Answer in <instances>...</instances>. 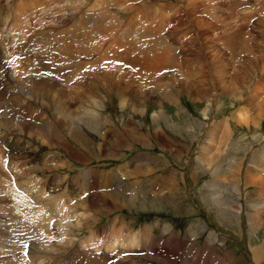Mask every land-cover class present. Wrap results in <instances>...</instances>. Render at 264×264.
<instances>
[{"label":"rangeland","instance_id":"374dc122","mask_svg":"<svg viewBox=\"0 0 264 264\" xmlns=\"http://www.w3.org/2000/svg\"><path fill=\"white\" fill-rule=\"evenodd\" d=\"M103 1L108 3L116 1V6L120 5L119 8L124 11L121 13L125 18L140 15L139 12H142L143 17L149 19V23L153 20L152 23L156 27L153 29L155 34L157 33L155 39H158L155 43L158 53L177 55L182 63L174 61L171 65L162 66L160 72L170 73L160 78L159 74L157 82L160 86L155 87L152 86L154 82L150 86L147 81L136 75L130 61L126 64L120 59L122 50L115 55L116 57L111 55L113 58L106 61L103 59L100 65L96 62V66L92 61L91 66H83V68L89 67L88 74L83 75L84 82L75 81L77 79L75 78L69 83L64 78L65 81L57 78L64 84L62 89L68 86L73 88L77 82L82 81L78 87L84 86L83 91L93 93L91 100L96 99L106 105L103 115L110 116L109 123L102 126L96 124L93 128L97 132L79 124L78 117L66 115L67 111L62 115L63 112L59 109L63 107L66 110L65 101L60 94L62 91H57L58 97L56 95L41 97L39 104L35 103L34 110L26 111L25 123L35 122L36 126L30 125L27 134L22 133L23 135L18 139L12 135L15 126L7 124L1 117L7 109L0 110V145H2L1 141H7L12 152L8 157L10 151L3 152L0 146V224H6L8 227L6 233L12 235L8 244V234L2 238L0 264L42 262L59 264L60 256L61 259L70 257L75 260L77 253L81 256L83 250L97 253L98 249L91 245L94 241L91 239L96 237L97 242L102 239L104 228L105 236L107 235L108 238L101 240L103 249L106 242V246H111L118 238L117 243L151 226L154 228L153 232L158 244L163 245V242L167 241L166 246L171 250H177V255L167 256L163 261L156 262L155 254H147L145 250H141L140 256L136 258L137 264H142L141 262L144 264L151 262L154 264H264V226L258 227L259 224L255 223V218L264 219V206L261 205L264 201V105L261 107L249 105L250 93L260 86H257L256 78L253 76L252 79V74H249L247 69L251 68L253 51L258 50L260 55L264 51L262 46L264 45L262 41L264 0H234L236 3L228 2L229 0H130L126 3L123 2L126 0ZM9 2L0 0V83H3L6 90L14 95L16 91L14 87L17 88L18 84L15 86L16 81L12 79L18 78L22 81L19 77L21 65L18 64L24 62L27 56L21 53L16 56V60V58L12 59L10 52L13 40L23 42L21 40L23 32L16 31L22 36L20 39L16 32L11 33L13 37L3 32L8 29V24L13 22L11 17L24 11L19 5L22 0H9ZM87 2L88 0H70V5L61 7L60 11L69 15ZM11 4H13L12 8L8 6ZM117 10L118 7H115L116 12ZM193 14L195 18L191 17ZM193 18L201 27L195 26ZM127 29L134 31L138 27L132 22V26ZM235 34H238L248 46L241 48V52L237 53L235 60L237 63L222 61L226 63V71L228 67L233 71L234 67L238 69L237 71L244 68L246 70L240 76L232 75L224 79L222 73H215L219 70V65L215 63L216 67H214V58L209 60L210 54H206L205 51L218 48L221 54L230 59L231 54L224 51L228 49L224 45V39ZM164 37L168 39L167 44L160 41ZM126 39L134 50L149 47L150 50L146 49V51L148 53L153 51L152 42H147L148 37L145 38L146 41L132 36ZM19 43L18 47L21 44ZM161 47L165 48L161 49ZM84 50H87V47L83 45ZM134 54L139 55L138 52ZM199 55L203 56L201 59L206 58L209 65L205 67L201 63L193 65V62H198ZM22 56L26 59L23 60ZM176 63L179 69L175 68ZM182 64H185L184 67L181 66ZM189 66L197 71L206 68L212 82L203 88L195 84L189 72L185 73L189 70ZM95 71L101 74L91 75V73L95 74ZM24 73H28L26 75L31 78L34 77L31 71ZM34 73L37 74L34 79L38 80V73ZM50 76L52 75L47 74L46 77L50 78ZM183 86L186 90L180 93L179 88ZM67 91L66 89L63 93H69ZM201 91H204L206 97L200 95ZM165 92L171 93L170 99L165 97ZM28 98L33 101L29 96ZM208 100H211L214 106L210 107L206 118L204 111L208 110ZM123 102L126 108L124 111L121 108ZM69 105V109L73 111L83 109L80 102L76 104L70 102ZM47 108H51V111L49 112ZM242 109L245 119L249 117L247 123L238 122L233 117ZM158 112L162 115L155 121L153 115ZM61 115L75 121L73 130L64 128ZM6 119L10 120L11 115ZM226 119H229L230 130H225L224 125L222 127L220 123ZM42 124L45 128L49 124L54 125L58 131L65 130L62 142L66 146L53 147L56 146V138H47L46 130H41V127H44ZM104 126H108V131L101 136L99 131L101 127L105 128ZM35 133L46 135L45 144L39 137H35ZM73 147L80 154L77 155L79 158L70 156ZM232 157L239 164L237 167L235 165L233 173L231 171L218 174L216 167L221 168L228 163L226 168ZM138 158L145 161L137 164ZM35 164L40 170L34 168ZM48 166H53L54 169L49 171ZM119 168H123L125 174L114 176L109 182L105 175L112 170L119 172ZM90 170L93 172L87 174ZM135 176H139V185L144 189V193L136 200H129L126 195L138 189L133 182ZM61 177L65 179H60ZM244 178L247 180V186ZM86 180L88 185L85 187ZM222 181L231 189L239 185L236 189L240 187L239 192L243 197L239 196L233 200L236 192H230L234 189H229V197L224 199V208L216 212L206 203V198L209 195L215 198L220 196L215 192L223 189L219 187ZM14 195L20 196L19 199ZM105 198L113 208L111 214L102 202ZM229 200L233 201L230 210ZM47 209L53 212H47ZM39 210L44 212L49 223L47 230L44 229L45 233L41 229L39 231L38 228H33L32 225L35 223L34 214ZM240 212L243 214L240 215ZM108 223H114L115 228L117 227L116 231L127 226L130 229L126 230L132 232L124 230L125 232H121L118 237L117 233L111 234ZM172 227L175 228V235L182 240L173 239L169 235L170 230L165 231L166 228ZM204 228L205 230L202 231ZM0 230L2 234L3 228ZM210 233L217 234L214 243L209 242L212 238ZM45 235L47 237L50 235L51 239H47ZM17 240L19 242H16ZM110 241L111 244H108ZM13 245H16L15 248ZM174 245L178 246L174 247ZM96 246L100 247L101 244ZM103 249L100 251L102 252ZM43 254L46 257L43 256L40 260L39 256ZM27 256L30 258L25 259ZM72 259L67 260L73 261ZM85 263L90 264V262ZM125 263L129 262L125 261Z\"/></svg>","mask_w":264,"mask_h":264},{"label":"bare ground","instance_id":"6f19581e","mask_svg":"<svg viewBox=\"0 0 264 264\" xmlns=\"http://www.w3.org/2000/svg\"><path fill=\"white\" fill-rule=\"evenodd\" d=\"M8 2H9V0H8ZM19 5L22 9H24V11L19 13V14L13 15L10 18L13 20V22L9 23L8 29L4 30L3 32L5 34L15 33L16 31L21 32V33L23 32L22 34H24V35L21 34L23 37L20 36V34L16 32L20 36L19 39L22 37L21 40L23 42L22 43L20 42L21 43L20 44L19 40H13L14 43L12 44L13 47H11L10 52L12 54V59H15L16 56L20 55L21 53L25 54L27 56V59L25 61L27 63L24 61V62H21V64H18V65H21V69H20L21 73L19 74V77L22 78V81H20V79L18 80V78H16L17 80L12 79L14 82L16 81L15 86H16V84H18L17 88L13 86L14 89H16L19 92L18 94L15 91L14 95L12 94L13 97L11 99H7L6 96L11 91L10 92L7 91L5 88V85L3 83H0V110H2L3 108L7 109V112L4 115H2L1 117H2L3 121H5L7 124H11V125L15 126L14 134H12L15 139L21 138V136L23 135L22 133H24V132H26V134H27L30 125L36 126L34 124L35 122H33L32 124H30V122L25 123L26 117L24 118V114L26 113V111H28V110L32 111V109L34 110L35 103L39 104L41 97H47L49 95H53V96L56 95V97H58L57 91H62V93L60 92V94L63 97H61V96L60 97L65 101L64 106L66 107V110H64L65 108H63V107L59 109L60 112L61 111L63 112L62 115L67 111L66 115L78 117L79 124H82V126H84L85 128L91 129L95 132H97V130L93 127L96 124H101V126H102L103 124L107 125L109 123L108 121L110 119L109 118L110 116L108 117V116L103 115V112L105 110L104 107L106 105L104 106V104L101 101H98L96 99L91 100V98H93L92 97L93 93L91 91H83L84 86L78 87L79 83H81L83 81L82 79H81L82 81L77 82L76 86H74L73 88H71L72 86L71 87L68 86L66 88L69 91V93H63L64 91H66V89L61 88L63 83L59 79H57V78H60L62 80L65 79L67 82L70 83L73 79L77 78L81 74L83 66H91L92 61L95 62V64L93 63L94 65H96L97 63L99 64L103 59H104L103 61H106V59L109 60V59L113 58L111 55L115 56L117 53L120 52V50H122L123 53H122V56L120 57V59L122 61L126 62V64H129V61H130V65L134 68L136 75H138L139 78H143L145 81H147V83H149L150 86H151L152 82H154L152 85L154 87L160 86V84L158 85L157 81L159 79L158 75L161 73L160 69L162 66L171 65V64H173L174 61H176L177 63H180V64L182 63V62H180V59L178 58L177 55L172 56L171 53L167 54L166 52H162V51H160V52H162V54L158 53V47L156 48V46H155V43L158 41V39H155L156 38L155 35L157 33L155 34V31L153 29V27L156 29L155 24H153L154 23L153 20H152L153 23H149L148 22L149 19H148V20H146V22L144 24L141 25V23L138 21L139 20L138 16H140V15H134V17L132 16V17H126L125 18L123 16V13L120 12L119 14L117 13L118 15L115 14V16H112L111 11H110V6H115V7L120 6V5L116 6L117 5L116 1L113 3H108V2L103 1V0L102 1L88 0L87 3H85L83 6H81L78 10L71 12L69 15L62 14L60 9L63 6L70 5V0H22V3ZM8 6L10 8H12L13 4L8 5ZM117 12H118V10H117ZM194 15L195 14H193V16H191V17H194ZM194 18L192 21L195 24V26L198 28L201 27V25ZM132 22H134V24L137 25L138 29H136L134 31L127 29V28H130L132 26ZM133 27H135V26H133ZM100 31H101L100 36L98 37L97 40L94 41L93 33L94 32H100ZM141 32H142V35H141ZM128 36H132L135 38L140 37V38H142L143 41L145 40L146 37H148L149 41H147V42H149V43L152 42V44H153V51H151L152 53L151 52L148 53L146 51V49L150 50L149 47L146 49H143V50H139V49L134 50V48L132 47V44L130 42H128L126 39V37H128ZM11 37H13V35ZM242 40L243 39H241L238 34L232 35L230 38L227 37L224 39V45L227 46V48H228V49H225L224 51L231 54L230 59L226 58L224 56V54H221V52L218 48L214 49L213 51H211V50L205 51L206 54H210V58H208L209 60L214 58V60H213L214 67H216L215 63L217 65H219L218 66L219 70L216 71L215 73L216 74L222 73L224 79H228L232 75L233 76L234 75L240 76L246 70L244 68L243 70L237 71L238 69H235V67H234V71H233V70L229 69V67L227 65L228 70L226 71V63H227L226 61H233L234 64L237 63V62H235V60L237 59V53L241 52V48L248 46ZM92 41H94V42H92ZM160 41L164 44H167L168 39L166 37H164ZM262 41L264 43V36H263ZM18 43L20 44L19 47L17 46ZM28 43L30 46L28 45ZM88 43H90V44H88ZM83 45H84V47L85 46L87 47V50L83 51ZM262 46L264 48V45H262ZM121 48H123V49H121ZM143 48H145V47H143ZM164 48L165 47H161V49H164ZM169 48H170V45H169ZM169 48H166V49L169 50ZM155 51L157 52L156 54H155ZM224 51H223V53H224ZM136 52H138L139 55L135 56L134 53H136ZM253 52H254V56H253V59L250 61L251 68H247V69H248L249 74H252V79H253V76L256 78L257 86L259 85L260 87L256 88V90L253 93H250L249 99L251 100V102L249 105L253 106V104H254L257 107H261L262 105H264V51L261 55L259 54L258 50H257V52H255V51H253ZM76 53H78V54H76ZM255 53H257V54H255ZM8 55H10V54L8 53ZM201 57H203V56H201V55H199V57L197 56L198 62H193V65H196L198 63H201L204 67H205V65H209L208 60L206 58L201 59ZM197 59H194V60L197 61ZM16 60H17V58H16ZM222 60H224L226 63ZM17 62H19V61H17ZM177 63H176L175 68L179 69ZM112 65H113V63H112ZM183 65H185V64H182L181 66H183ZM84 68H86V67H84ZM87 68L89 69V67H87ZM80 69H81V71H79ZM98 69L101 70L100 68H98ZM210 70H211V68H210ZM26 71L33 72L34 77H37L36 76L37 74L34 73V72H37L38 76H39V78H38L39 81L37 79H34V77L31 78L28 75H26L29 73V72L24 73ZM104 71H105V69H104ZM212 71H213V69H212ZM90 73L91 72H89V74ZM185 73H188L191 76V78H193V82L195 84H199V86L202 88L205 87V85H208L209 83L212 82L206 68H204L200 71H197L194 69V67L189 66V70H187ZM47 74L52 75V76H50V78H48V77H46ZM98 74H101V73L100 72L96 73V71H95V74L91 73V75H98ZM108 74H109V72H108ZM108 77H109V75H108ZM11 78H12V76H11ZM88 78H89V76H88ZM54 79H57V81ZM99 79H101V78H99ZM188 79H189V77H188ZM13 81H11V82H13ZM64 83H66V82H64ZM73 83H75V82H73ZM2 84H3V88H1ZM85 85H87V84H85ZM89 85H91V84H89ZM235 86H236V84H235ZM119 87H120V85H119ZM166 89H168V88H166ZM107 90H108V88H107ZM107 90H106V92L108 93ZM179 90H180V93H183V91L186 90V87L183 86V88H179ZM110 92L111 91H109V93ZM35 95H37V96H35ZM108 95H110V94H108ZM164 95H165V97H169V99L172 96L170 92H165ZM200 95H203L206 97V95H204V91H201ZM28 96L30 98H32L33 101H31L28 98ZM95 98H96V96H95ZM122 98H124V97H122ZM220 98H221V96H220ZM7 100L11 101L10 105L8 104ZM215 100H216V98H215ZM70 102L74 103V104L80 102L83 106V109L79 110V111L76 109H75L76 111L70 110L69 109ZM41 103H43V102H41ZM46 104H47V102H46ZM48 105H49V103H48ZM207 105H208L207 106L208 110L205 109V111H204V115L206 118H208L207 112H209L210 107L214 106L211 100L207 101ZM51 108H53V107H51ZM51 108L50 109L47 108V109H49V112L51 111ZM121 108L123 109V111L126 109L125 108V102H123V104L121 103ZM243 109H242V111H238L237 114L233 117L238 122L243 121V122L247 123V121H249V117L247 119H245V116H243L244 115ZM38 113H39V111H38ZM9 115H11V119L7 120L6 118H8ZM62 115H61V118L64 120V125H65L64 128L65 129L69 128L70 130H73V128H75V124H76L75 121L69 119L66 116H62ZM160 115H162V113H159V112L156 113L155 115H153L155 117V121H157L159 119L158 117H160ZM247 116H249V115H247ZM35 117H37V116H35ZM233 117H231V118H233ZM30 119H31V117H30ZM49 119H51V118L49 117ZM54 120H55V117H54ZM228 121H229V119H226L223 122H220L222 124V127L224 125L225 130H228V126H227ZM37 123H38V121H37ZM44 129L47 132V138L48 137L49 138H52V137L56 138L55 139V145L56 146H53V144H49L50 146H53V147L66 146L62 142L64 139V131L65 130L60 129L61 131H58V130H56L54 125L52 126L49 124L46 128H45V126L43 128L41 127V130H44ZM4 131H7V129H4ZM107 131H108V126H106L105 128L101 127V130L99 131V135L104 136V133ZM0 135H1V133H0ZM45 136H43V134L35 133V137L36 138L39 137L40 140L42 141V143H44V144H45V141L47 140L45 138ZM49 141H50V139H49ZM6 142L7 141H1L2 145H0V146L3 149V152H5V151L9 152L10 151L8 154V157H10V154H12V152L9 148V145L6 144ZM263 152H264V148H263ZM77 155L80 156V154L77 152V150L74 147L71 148L70 156L74 157V158H79ZM11 157L13 158L14 155H12ZM232 158H231V160H229V166H227L225 168V166L228 165V163L225 166H221V168H220V166H218L215 169L216 172H218V174H220L222 172L229 173L233 170V168H235V165L237 167L239 164H237V161L235 158H233V159ZM85 160H86V158H85ZM79 161H81V160H79ZM140 161L143 162V161H145V159L141 160L138 158L136 163L140 164L141 163ZM222 165H223V163H222ZM41 166L44 167L42 164H41ZM125 167H127V166H125ZM34 168L36 170H40L39 167L37 166V164H35ZM123 168H119V172L112 170V172H110L109 174H106L105 176H107V178H108L107 180L109 182H111L113 180L114 176L125 174V170H123ZM53 169H54L53 166L47 167V170H49V171H52ZM36 170H33V171H36ZM91 172H93V171L92 170L87 171V174H89ZM232 173H233V171H232ZM233 177H234V174H233ZM134 178H135V180H133V182H134V184H136L138 189L135 191H131L126 195V198H128L129 200H136V199L142 197L143 193H144V189L139 185V179H138L139 176H135ZM60 179H65V177H61ZM244 179H245L244 183L247 186L248 185L247 180H246V178H244ZM235 180H234V182H235ZM235 184H237V183H235ZM87 185H88V181L86 180L85 187ZM231 186H233V184H231ZM238 186L239 185L232 188V189H234V191H230V192H236L233 195V200L239 196L243 197V195H241L239 192L241 190L240 187H239V189H236ZM219 187L223 188V189L219 192H215V193L220 194V196L218 198H215L214 196L211 197V195H209L212 198L214 205L218 209L224 208V206H225L224 199H225V197H229L228 191H229V189H231L223 181H222V184L219 185ZM52 190L55 191V188L52 187ZM43 194H44V191H43L42 195ZM14 197L19 199L20 196L14 195ZM42 199H45V198H42ZM102 202L106 206V209L108 210L109 214L113 213V208H112L109 200L107 198H105L102 200ZM232 202L233 201L229 200V203H230L229 210H230V207H231V209L233 207ZM261 205L264 206V201L262 202ZM14 207H13V209H14ZM48 211L53 212V211H51V209L50 210L47 209V212ZM20 213H22V212H20ZM239 214L242 215L243 212H240ZM34 222L35 223H32V225H34L33 228H38L39 231L41 229V231L43 233H45V230H47L49 223H47V217L45 216L44 212H42V210H39L38 212H36L34 214ZM36 222H41V223H36ZM255 223L259 224L258 227L264 226V219L262 217H260L258 220L255 218ZM109 225H110L109 230H111V234H113L112 232H114V234L117 233L118 237H119L121 232L123 233L124 230L129 228L126 226V227L122 228V230L116 231L117 227L115 228L114 223H108V226ZM0 228H3L2 234L0 233V246H1V243H3L2 238L4 236H7V234H8V233H6V229L8 227L6 224H0ZM4 229H5V232H4ZM38 230H37V232H38ZM204 230H205V228L202 229V231H204ZM126 231H128V232L130 231V233L132 232V230H126ZM153 231H154L153 226H151L150 228L147 227V228L143 229L139 234H134V235H131L127 238H124L119 243H117L119 238L116 241L114 240L115 242L112 244H111V241L108 242V244H111V246L110 245L106 246L107 242L104 241V242H106V245H105L104 249L102 250V252L100 251L101 248L98 249L97 253H94L91 250H83L81 256L77 253V255H76L77 258L75 260L70 258V257H66V259H61L62 257L60 256L61 258L59 257V264H87L85 262H90V264H126L125 261H128L129 262L128 264H137L136 258L138 256H140L141 250H145V252L147 254H155L156 257L154 258V260L156 262L163 261V258H167V256H170V257L176 256L177 250H171L169 247H167L166 246L167 241L163 242V245H165V246L162 247V249H160L161 243H160V245L158 244ZM165 231L168 232L169 230L166 229ZM47 232H46V235H47ZM128 232H126V234ZM64 233H65V231H64ZM102 233H103V236H102L101 240H104V239L107 240L108 237L106 238L107 235L105 236V234H106L105 228L103 229ZM50 235L48 237L46 236L47 239H49V238L51 239ZM216 235L217 234L210 233V236H212V238L209 239V242L214 243L216 241ZM9 238L12 239L11 234H8L7 244L9 242ZM11 239H10V241H13ZM96 239H98V238L93 237L91 239V241L94 240L93 241L94 244L91 242V245L95 246L98 243ZM168 241H170V240H168ZM16 242H19V240H17ZM20 242H23V241H20ZM39 243H41V242H39ZM24 244H25V242H24ZM26 244H27V241H26ZM15 246L16 245H13L14 248H15ZM157 246L158 247L160 246V247L157 248ZM170 246H172V245L170 244ZM177 246L174 245V247H177ZM117 248H119V249L115 253V250H117ZM10 250H12V248H10ZM162 250L165 252H163ZM23 251H25V249H23ZM79 251H80V249H79ZM89 252H91V253L89 254ZM111 252L115 253V254L112 255ZM33 254H34V251H33ZM196 255L198 256V254H196ZM205 255H206V253H205ZM43 256H45V255L43 254V255L39 256L40 260ZM29 258L30 257L27 256V258H25V259H29ZM67 259H72L73 261H69ZM165 262H167V261H165ZM141 263L144 264L143 262H141ZM40 264H45V262H42Z\"/></svg>","mask_w":264,"mask_h":264},{"label":"crops","instance_id":"0c3cea01","mask_svg":"<svg viewBox=\"0 0 264 264\" xmlns=\"http://www.w3.org/2000/svg\"><path fill=\"white\" fill-rule=\"evenodd\" d=\"M230 122L228 121V123H227V126H228V130H230V124H229ZM239 125V124H238ZM235 137V136H234ZM233 137V138H234ZM206 200H207V202L206 203H208L209 205H210V207L212 208V210L213 211H216V212H219L220 211V209H218L215 205H214V203H213V201H212V198L210 197V196H208L207 198H206ZM209 200H211V202H209ZM143 260H147V259H143ZM148 262H151V261H149V260H147ZM149 264H154V262H151V263H149Z\"/></svg>","mask_w":264,"mask_h":264}]
</instances>
